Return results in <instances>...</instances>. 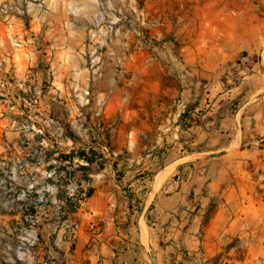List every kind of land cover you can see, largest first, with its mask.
I'll use <instances>...</instances> for the list:
<instances>
[{
    "label": "crops",
    "instance_id": "1",
    "mask_svg": "<svg viewBox=\"0 0 264 264\" xmlns=\"http://www.w3.org/2000/svg\"><path fill=\"white\" fill-rule=\"evenodd\" d=\"M135 1L0 0V264H264V0Z\"/></svg>",
    "mask_w": 264,
    "mask_h": 264
},
{
    "label": "built area",
    "instance_id": "2",
    "mask_svg": "<svg viewBox=\"0 0 264 264\" xmlns=\"http://www.w3.org/2000/svg\"><path fill=\"white\" fill-rule=\"evenodd\" d=\"M93 37V36H90ZM89 154H79V152H74L71 154L70 159L62 160L58 154H55L52 163L58 164L60 162H69L70 160L76 163L78 166L82 168H86L89 162ZM22 165H28V162L23 163ZM72 168V166H71ZM54 175V171H49L47 176L51 177ZM32 186V185H31ZM64 196H65V206L66 208H78L80 207L87 197V192L83 190L80 184L77 182L73 174H70L66 178V182L64 184ZM55 187L49 186L48 191L54 190ZM43 200V199H41ZM26 225L20 227L18 232L20 233L18 245L16 246V250L18 253H22L24 249H28V251L34 247L38 241V217L37 215H28L26 218ZM79 224L76 220H71L69 222V238L70 240L75 239ZM50 262V261H49ZM46 263V262H45Z\"/></svg>",
    "mask_w": 264,
    "mask_h": 264
},
{
    "label": "rangeland",
    "instance_id": "3",
    "mask_svg": "<svg viewBox=\"0 0 264 264\" xmlns=\"http://www.w3.org/2000/svg\"><path fill=\"white\" fill-rule=\"evenodd\" d=\"M140 3V2H139ZM113 6H114V2H113ZM117 11L114 12L113 16V21H112V25L114 26L115 24L118 25L119 23H122L124 26H126L130 31H132L133 35H135V31H136V24H137V14H136V1L135 0H128V9L127 12L124 13L122 12V17H120V13L118 11V9H116ZM122 21V22H121ZM149 29H146L145 33V40H149L150 39V34H149ZM114 32H112V39H114ZM24 119V118H23ZM80 153V152H79ZM11 181H13V177L10 175L9 178ZM6 185V190H9L12 187H9V185L7 184V176H0V187L4 188ZM20 227L19 225L15 226L14 232L17 233ZM257 261H259L260 263L258 264H263V257L258 258Z\"/></svg>",
    "mask_w": 264,
    "mask_h": 264
},
{
    "label": "trees",
    "instance_id": "4",
    "mask_svg": "<svg viewBox=\"0 0 264 264\" xmlns=\"http://www.w3.org/2000/svg\"><path fill=\"white\" fill-rule=\"evenodd\" d=\"M81 155H83V154H81Z\"/></svg>",
    "mask_w": 264,
    "mask_h": 264
}]
</instances>
